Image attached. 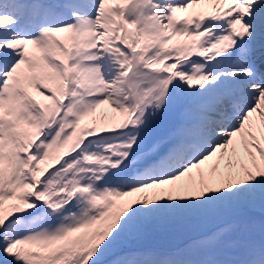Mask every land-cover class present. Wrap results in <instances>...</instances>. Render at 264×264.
Segmentation results:
<instances>
[{
  "label": "snow or ice",
  "instance_id": "snow-or-ice-1",
  "mask_svg": "<svg viewBox=\"0 0 264 264\" xmlns=\"http://www.w3.org/2000/svg\"><path fill=\"white\" fill-rule=\"evenodd\" d=\"M0 264H264V0H0Z\"/></svg>",
  "mask_w": 264,
  "mask_h": 264
},
{
  "label": "rangeland",
  "instance_id": "rangeland-1",
  "mask_svg": "<svg viewBox=\"0 0 264 264\" xmlns=\"http://www.w3.org/2000/svg\"><path fill=\"white\" fill-rule=\"evenodd\" d=\"M260 217L257 216V220H259ZM191 231V227L189 225L184 226L179 232L176 233H170V232H160L156 234H152L147 236V241L149 244H151L150 247H153L155 244H160L161 246H166L167 243L170 241V243H177L180 240H182L187 234H189Z\"/></svg>",
  "mask_w": 264,
  "mask_h": 264
},
{
  "label": "bare ground",
  "instance_id": "bare-ground-1",
  "mask_svg": "<svg viewBox=\"0 0 264 264\" xmlns=\"http://www.w3.org/2000/svg\"><path fill=\"white\" fill-rule=\"evenodd\" d=\"M105 108H107V106H105Z\"/></svg>",
  "mask_w": 264,
  "mask_h": 264
}]
</instances>
